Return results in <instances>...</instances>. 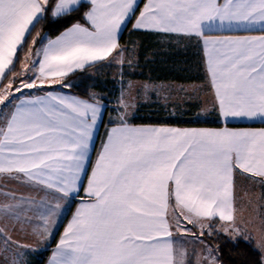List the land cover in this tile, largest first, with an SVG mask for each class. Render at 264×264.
Wrapping results in <instances>:
<instances>
[{"label":"snow or ice","instance_id":"obj_1","mask_svg":"<svg viewBox=\"0 0 264 264\" xmlns=\"http://www.w3.org/2000/svg\"><path fill=\"white\" fill-rule=\"evenodd\" d=\"M137 9L134 30L202 41L213 104L225 122H264V35L209 34L226 26L258 24L264 30V0H146L142 9L138 0H0V83L12 76L0 88V178L45 193L39 200L3 193L0 236L5 245L30 247L12 239L9 229L19 226L46 240L62 207L83 188L85 197L48 264H189L175 236L203 243L206 229L208 235L215 231L254 242L255 264H264V218L259 225L255 218L242 225L236 217L237 172L264 188V128L134 126L122 93L123 110L89 174L94 131L105 108L96 94L88 99L53 91L15 95L45 85L70 88L69 74L99 62L122 65L127 49L118 36ZM80 12L84 22L55 39L32 36L48 14L72 19ZM217 218L221 223L214 228ZM187 225L198 227L199 236ZM207 251L196 264H218L213 254L218 249Z\"/></svg>","mask_w":264,"mask_h":264},{"label":"rangeland","instance_id":"obj_2","mask_svg":"<svg viewBox=\"0 0 264 264\" xmlns=\"http://www.w3.org/2000/svg\"><path fill=\"white\" fill-rule=\"evenodd\" d=\"M196 45L197 42L188 41V39L184 37L178 38L165 36L163 38L158 39V44L150 52L166 53V55L164 56V65L169 70H174L181 73L183 72L182 70H186L184 72H190L192 68H194V64L191 65L190 63L189 65L184 63V66L182 64V61L184 60L183 56L189 54L187 56L191 58V55L194 56V54L197 53V60L201 61L200 51L190 49L192 47L196 49ZM122 47L127 49V51H125L123 54L124 63L122 65L116 63L115 61H112L111 63L108 61L106 62L105 66L101 67V65H99L97 68L98 70L102 71L103 75H109L113 77L117 86L118 94L116 98L112 99L111 103L109 104V118L115 121V118L123 110L120 108L119 104L121 95L123 93L125 100H127L130 104L127 117L130 123H132L130 120L136 115L139 106L144 103H158L163 107L171 110L172 113L177 112V110L180 108H186V104L188 105L189 103H194L198 106L197 112L195 113L194 117L196 119H209L208 111H210L211 109V97L207 93L206 85L204 82L198 80L191 82H178L155 80L149 78H136L135 75L143 74V71L150 67V58L153 55L149 54V52L144 57V61L141 63L139 62V45L137 42L129 47ZM188 49L191 51L188 52ZM185 51H187L188 53ZM23 60L24 56L22 58V62ZM129 61H131L130 64ZM21 63L20 67H18L17 72H20L21 70ZM196 65L197 64H195V66ZM143 66L145 69H143ZM195 68V72L196 74H198L197 66ZM28 75H31V73H29ZM8 82L9 81H7L4 85H7ZM4 85H2L0 88L4 87ZM19 85L20 81L16 85H13V91L16 87H19ZM146 85L147 90L145 89ZM27 90L28 89H24L23 92H27ZM0 109H2V106H0ZM10 187L11 188L7 191H5L6 189L4 190L0 188V199H5L3 193H7L8 191L15 192L17 194L23 192L27 196L33 193V186L29 184H19L15 186L12 185ZM262 194H264V188H262L258 183H254L250 179H245L243 177L242 179L236 182V217L237 221L240 222L242 225L244 222H247L251 218H255L256 224L259 225L260 220L264 218V195ZM250 200L251 203H249ZM220 223L221 222L216 220L213 221V227H218ZM187 227L191 229L193 233L199 236L200 230L198 227H193L192 225H187ZM27 230V233H29L31 228H27ZM225 235L230 239H233L228 234ZM206 236H208L207 229L205 230V235L200 237V240H202L203 243H200V241L195 240L191 235L177 236V241L178 243L180 242V246L178 248L182 247L186 249L188 254L187 259L189 262L192 258L194 260L193 264H196L198 256L208 255V248H212L214 250L216 249L213 245L209 244L206 241ZM237 237L243 238L242 236ZM26 241L27 240H21L20 243L23 244ZM26 244L30 246L36 245L35 242H28ZM47 250L48 249H44V251ZM213 254L217 257V251H214ZM1 260L3 261V263L1 262ZM217 260L218 264H222L221 261H219L218 257ZM0 264H5L4 255L2 254H0ZM16 264H19L18 261H16Z\"/></svg>","mask_w":264,"mask_h":264},{"label":"trees","instance_id":"obj_3","mask_svg":"<svg viewBox=\"0 0 264 264\" xmlns=\"http://www.w3.org/2000/svg\"><path fill=\"white\" fill-rule=\"evenodd\" d=\"M81 17L82 12L74 14V17L72 19H53L51 15L48 14L46 19L42 20L38 25H36L35 29L32 32V36H36L37 33H40L41 36H54L74 22L79 21L83 23L84 21L81 19ZM31 38L32 37H29V43L31 42ZM158 39L160 38H156V35L151 32L132 30L130 22L121 34L119 43L123 46L129 47L137 42L139 45V62L142 63L144 61V57L156 47V45L158 44ZM190 49L197 50L194 47ZM191 50L188 49V52H190ZM26 52L27 48L24 49V52L18 53V59L15 61L16 72L18 71V67H20V63L22 62V58ZM149 54L153 55L150 58V67L145 69L143 66V69H145L143 71V74L135 75L136 78H149L155 80L178 82H191L196 80L202 81V72L199 66L200 61L197 60L196 57L197 53L194 54L195 58L192 55L191 58L188 57L187 55L189 54L183 56L184 60L182 61V64L185 66V64L190 65L191 63V65L194 64V68H192L193 72L192 70L190 72H184L186 70H182V73L174 70H169L164 65V56L166 55V53L150 52ZM106 62L108 61L99 62L94 66L86 67L84 70H78L73 72L72 74H69V76L65 80V83H70L72 85V87L70 88H64L59 84H53L51 86L45 85L43 88L28 89L27 92L16 93V96L24 93H41L48 89H62L70 91L71 93L77 94L87 99L92 93H95L96 98L106 104V116L104 117V120L102 122L103 128L105 125H110L114 121L113 119L110 120L108 116V112L110 110L109 104L111 103V100L115 99L118 94L114 78L109 75H103L102 71L97 69L99 65H101V67L105 66ZM195 64H197L196 66L198 74H196L195 72ZM11 78L12 76L11 74H9L8 78L3 79L2 83H0V87ZM18 82L19 80H17L14 85H16ZM197 109V104L189 103L188 105L186 104V108H180L177 110V112L172 113L171 110L163 107L158 103H144L139 106L136 115L130 121L134 124L166 123L179 125H222L220 121H210V118H212L213 116L212 113L209 114L208 121H196L194 115L197 112ZM205 239L209 244L218 249L217 257L222 264H255V261L258 258L255 243L252 241H245L244 238L237 237L235 239H230L223 233L213 232L212 235L206 236ZM193 262L194 260L191 258L189 264H193Z\"/></svg>","mask_w":264,"mask_h":264},{"label":"crops","instance_id":"obj_4","mask_svg":"<svg viewBox=\"0 0 264 264\" xmlns=\"http://www.w3.org/2000/svg\"><path fill=\"white\" fill-rule=\"evenodd\" d=\"M139 3V8H143V4L146 3V0H138ZM139 15V9H137L135 16L131 18L129 22L126 23V26L131 22V29H133V24L135 23V18L136 16ZM75 23V22H74ZM73 24V23H72ZM71 24V25H72ZM69 25L68 27H70ZM124 26L122 28L121 33L118 36V39H120L121 34L123 33L124 29L126 28ZM68 27L60 31L58 34L48 37L50 39H55L57 36H59L63 31H65ZM140 31H146V32H151L156 35V38H163L165 36L168 37H183L177 34H165V33H158V32H153L149 30H140ZM210 35L213 36H225V35H232V36H244V35H253V36H258V35H264V30L261 29L260 25H250V26H232L231 28L225 27L223 29L216 28L212 32L209 33ZM187 38V37H184ZM188 41H195L197 42L196 49L200 51L201 54V61H200V70L202 72V81L206 85V90L207 93L211 97V109L208 111V114L212 113V118H210V121H220L222 123L221 126H210V125H179V124H166V123H157V124H134L131 123L134 126H144V125H150V126H156V127H174V128H213V129H219L223 127H228L230 129H241V128H253V129H258V128H264V122H261L259 119L255 120H248V119H229L227 122L223 120V118L219 115L218 109L214 106L213 104V95H212V90L210 88L209 82H208V76L206 73V65H205V55L203 51V43L202 41H199L196 38H187ZM123 46L122 44H120ZM78 71V70H77ZM72 74V73H71ZM47 91H53V92H58L62 95H70V96H75L81 99H87L85 97L79 96L77 94L71 93L70 91L62 90V89H48L45 90L41 93H33V94H28L24 93L21 95L24 96H32V95H43ZM20 96V95H19ZM102 104L105 105L104 110L102 111V117L101 120L98 121L97 127L94 131V137H93V142H92V147L89 152L90 156V163L89 165L86 166L87 172L90 174L91 173V164H93L96 160L97 153L99 152L101 148V144L103 140L106 138V133L107 131L115 126V121H113L110 125H105L102 128V122L104 120V117L106 116V104L101 101ZM196 121H208V119H196ZM246 178L244 175L240 174L237 172L236 176V182L242 178ZM82 184L84 187L87 185V178L86 176H82ZM251 180V179H250ZM25 185V183L18 181V180H10L8 178H0V188L1 189H10V186H15V185ZM8 191L7 193H9ZM24 194V195H22ZM17 197L20 196H25V193H20L17 194ZM45 195L44 191H40L38 188L33 186V193L28 196L35 197L37 200H39L41 197ZM27 196V195H26ZM85 197V193L83 191V188L80 189L79 196H74L70 203L62 207L59 216L56 218L57 223L53 228V234L51 237L47 238L46 240H37L31 235V230L29 233H27V228L25 230H21L19 226L15 230L9 229L10 235L12 236L13 240L21 242V240H27L23 244H26L28 242H35V246H30L28 249L27 248H18L16 244L11 243L9 241L8 245H5L4 243V238L0 236V254L4 255V262L5 264H14V262L18 261L19 264H48L50 257L52 255L53 250L56 247V244L58 243L61 235L63 234L64 228L67 226L68 222L71 220L72 215L75 213L76 208L79 206L81 198ZM5 202V199H0V203ZM216 221H219L218 218ZM261 221V220H260ZM220 222V221H219ZM175 239L177 240V236H175ZM21 244V243H20ZM180 246V242L177 244V247ZM44 249H48L47 251H44ZM3 263V261L1 260Z\"/></svg>","mask_w":264,"mask_h":264}]
</instances>
